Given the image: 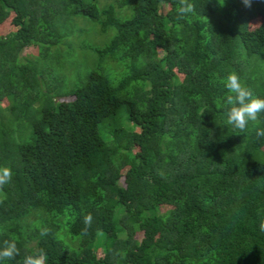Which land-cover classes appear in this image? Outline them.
I'll return each mask as SVG.
<instances>
[{
    "label": "trees",
    "instance_id": "16d2710c",
    "mask_svg": "<svg viewBox=\"0 0 264 264\" xmlns=\"http://www.w3.org/2000/svg\"><path fill=\"white\" fill-rule=\"evenodd\" d=\"M190 2L0 0L2 264H264V113L237 134L222 83L264 98V0ZM76 16L110 34L61 98Z\"/></svg>",
    "mask_w": 264,
    "mask_h": 264
},
{
    "label": "clouds",
    "instance_id": "9594fccd",
    "mask_svg": "<svg viewBox=\"0 0 264 264\" xmlns=\"http://www.w3.org/2000/svg\"><path fill=\"white\" fill-rule=\"evenodd\" d=\"M245 7H251L253 0H241ZM221 6H223V0ZM195 6L190 0H179L177 8L178 18H183L186 14L193 13ZM227 92L226 105V123L238 130L237 134L244 133L250 122H256L261 113H264V98L254 96L253 90L242 82L241 77L235 73H229L223 80ZM257 138L264 137V129H256ZM11 167L0 166V189L11 183L13 179ZM93 216L91 213L84 216L83 223L85 227L82 234L87 235L92 226ZM261 231H264V223L260 225ZM50 229L44 227L40 231L41 236H47ZM20 255V248L15 240H4L3 246L0 247V264L4 261L15 260ZM23 264H47V253L40 249L36 255H26Z\"/></svg>",
    "mask_w": 264,
    "mask_h": 264
},
{
    "label": "rangeland",
    "instance_id": "374dc122",
    "mask_svg": "<svg viewBox=\"0 0 264 264\" xmlns=\"http://www.w3.org/2000/svg\"><path fill=\"white\" fill-rule=\"evenodd\" d=\"M75 19V23H77V25H75V23L68 24L67 28L74 27L76 31H74V34L70 33V35L63 37L61 40L62 42L65 40L67 41V39L70 41L71 39V48L66 50V45L60 43V46H62L63 49L60 54L59 62L61 67L67 71V77L60 84V89L62 90L61 98H65V92L82 80L89 68L97 65L95 54L90 50V48L92 46L98 47L103 45L110 34L108 33L110 31L106 34L99 33L97 31V24L93 23L86 17L76 16ZM10 29H12V26L7 19L0 24V34H4ZM34 53H36V47L34 46L24 47L21 51L22 55H30ZM103 61L104 60H102V63ZM105 65L106 64H104V66ZM128 125L133 128L131 123ZM164 208L165 207H160V210H163Z\"/></svg>",
    "mask_w": 264,
    "mask_h": 264
}]
</instances>
